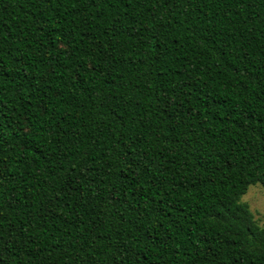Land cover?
Here are the masks:
<instances>
[{"label":"trees","instance_id":"1","mask_svg":"<svg viewBox=\"0 0 264 264\" xmlns=\"http://www.w3.org/2000/svg\"><path fill=\"white\" fill-rule=\"evenodd\" d=\"M264 0H0V264H264Z\"/></svg>","mask_w":264,"mask_h":264},{"label":"rangeland","instance_id":"2","mask_svg":"<svg viewBox=\"0 0 264 264\" xmlns=\"http://www.w3.org/2000/svg\"><path fill=\"white\" fill-rule=\"evenodd\" d=\"M241 201L248 204L259 224L264 225V188L259 183L249 185Z\"/></svg>","mask_w":264,"mask_h":264}]
</instances>
